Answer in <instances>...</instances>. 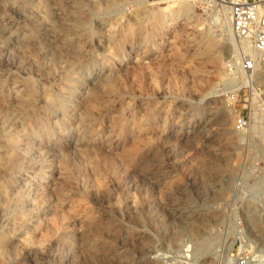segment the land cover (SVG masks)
I'll list each match as a JSON object with an SVG mask.
<instances>
[{"label":"rangeland","instance_id":"374dc122","mask_svg":"<svg viewBox=\"0 0 264 264\" xmlns=\"http://www.w3.org/2000/svg\"><path fill=\"white\" fill-rule=\"evenodd\" d=\"M231 5L0 0V264H264V64Z\"/></svg>","mask_w":264,"mask_h":264},{"label":"built area","instance_id":"2783aa9c","mask_svg":"<svg viewBox=\"0 0 264 264\" xmlns=\"http://www.w3.org/2000/svg\"><path fill=\"white\" fill-rule=\"evenodd\" d=\"M230 13L233 30L242 41L249 39L255 50L247 67L253 69L260 62L264 64V0H236ZM237 123L242 126L244 119L238 118Z\"/></svg>","mask_w":264,"mask_h":264},{"label":"bare ground","instance_id":"6f19581e","mask_svg":"<svg viewBox=\"0 0 264 264\" xmlns=\"http://www.w3.org/2000/svg\"><path fill=\"white\" fill-rule=\"evenodd\" d=\"M235 1H236V0H235ZM233 2H234L233 0H230V3H233ZM245 40H249V39H245ZM249 45H250V44L248 43V46H249ZM254 51H255V50H254V47H253V44H252V51H251V54H252V53H255Z\"/></svg>","mask_w":264,"mask_h":264}]
</instances>
